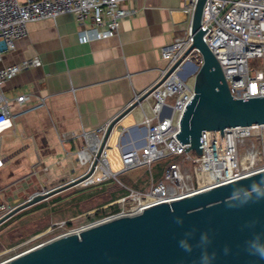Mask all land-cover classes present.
I'll use <instances>...</instances> for the list:
<instances>
[{"label": "built area", "instance_id": "obj_1", "mask_svg": "<svg viewBox=\"0 0 264 264\" xmlns=\"http://www.w3.org/2000/svg\"><path fill=\"white\" fill-rule=\"evenodd\" d=\"M131 1L0 0V137L13 127V118L19 113L13 109L14 102L21 103L27 98L26 94L8 98L3 90L4 84L20 71L40 65L38 57L9 64L2 62L4 54L14 49L16 42L26 35L27 23L55 19L69 13L80 26L77 36L81 43L105 39L118 34L122 20L133 12L129 7ZM196 1L188 0L183 8L187 12L183 35L161 47L160 56L165 65L156 79L132 100L149 90L147 96L138 102L142 116L139 124L130 129L129 146L117 142L121 169L113 172L109 167L108 138L102 139L107 122L83 134L86 141L91 134L101 137L104 145L99 155L94 152L87 168L75 178L80 177V184H90L115 177L121 171L151 168L163 157L177 156L193 164L194 173L186 171L181 161L171 159L161 177L153 179L151 176L146 187L126 186L128 192L118 198L119 211L109 218L165 200L169 203L168 199L264 170V123L234 126L222 132L204 130L200 135L201 153H194L193 157L185 150L187 144L176 137L181 114L193 96L194 73L201 63L199 50L191 47V20ZM200 28L202 40L218 61L231 96H264V0H204ZM249 60L253 63L250 64ZM140 131H143V137L139 136ZM3 163L0 152V168ZM193 177L203 178V184L195 186Z\"/></svg>", "mask_w": 264, "mask_h": 264}, {"label": "water", "instance_id": "obj_2", "mask_svg": "<svg viewBox=\"0 0 264 264\" xmlns=\"http://www.w3.org/2000/svg\"><path fill=\"white\" fill-rule=\"evenodd\" d=\"M203 2L196 1L191 20V47L199 50L201 63L176 133L185 150L196 154L204 130L264 123V96L232 97L202 40ZM148 92L108 122L103 141ZM78 178L30 196L2 214L0 222ZM168 200L58 236L2 264H264V170Z\"/></svg>", "mask_w": 264, "mask_h": 264}, {"label": "crops", "instance_id": "obj_3", "mask_svg": "<svg viewBox=\"0 0 264 264\" xmlns=\"http://www.w3.org/2000/svg\"><path fill=\"white\" fill-rule=\"evenodd\" d=\"M187 1L133 0L129 4L133 12L122 20L117 35L86 43L78 40L80 26L72 14L28 22L26 35L4 54L2 62L38 57L40 65L20 71L3 86L8 98L20 94L27 98L13 104L19 113L13 127L3 132L11 137L5 149H1V135L4 163L0 170L38 158L62 162V148L69 151L72 143L80 141L78 135L104 125L127 107L165 65L161 47L183 35L187 22L182 11ZM135 107L112 130H118L117 142L124 147L129 146L130 129L142 116V108ZM97 138L89 135L94 143ZM81 156L92 157L86 148Z\"/></svg>", "mask_w": 264, "mask_h": 264}, {"label": "rangeland", "instance_id": "obj_4", "mask_svg": "<svg viewBox=\"0 0 264 264\" xmlns=\"http://www.w3.org/2000/svg\"><path fill=\"white\" fill-rule=\"evenodd\" d=\"M249 63L253 61L249 60ZM188 68L191 69L189 65ZM129 117L124 123L129 121ZM118 135V130L112 131L107 141V159L113 172H118L122 167L117 146ZM77 138L80 141L72 143L69 151L62 148V162L59 159L46 163L38 158L31 164L15 166L10 163L9 167L0 170V216L34 194L62 187L87 168L88 162H80L78 152L88 146L90 139L86 141L84 135H78ZM10 140L9 135L2 133L1 149L7 148ZM90 153L93 156L94 151ZM189 155L193 157L194 152L190 151ZM174 158L182 162L186 171L194 173L193 164L180 156ZM174 158L163 157L151 168L121 171L115 177L99 182H77L15 211L0 222V261L36 244L114 215L120 209L118 198L128 192L126 186L136 189L146 187L150 177L159 178L164 167ZM192 180L196 186L202 185L204 179L193 177Z\"/></svg>", "mask_w": 264, "mask_h": 264}, {"label": "bare ground", "instance_id": "obj_5", "mask_svg": "<svg viewBox=\"0 0 264 264\" xmlns=\"http://www.w3.org/2000/svg\"><path fill=\"white\" fill-rule=\"evenodd\" d=\"M135 108H137V107H135ZM134 110H135V109H134ZM94 136H95V135H94ZM95 137H97V136H95ZM87 139H89V135H88V138H87ZM93 145H94V147H95V148H94V152H95V154L99 155V152H100L102 146L104 145V142L101 141V137H98L95 143H94L92 140H90V142H89L88 146L86 147V149H87L88 151L91 152V151H92L91 147H92ZM83 149H84V148H83ZM83 149H82V151H83ZM90 149H91V150H90ZM82 151H81V152H82ZM81 152L78 153V156H79V160H80V162H82V163H84V162H89L91 159H90V160H87L86 157L81 156ZM87 154H88V153H87ZM91 158H92V157H91ZM77 182L80 183L79 180H78ZM77 182H76V183H77ZM114 217H115V216H114ZM106 219H110V218L108 217V218H106ZM106 219H103V220H101V221H99V222H102V221H104V220H106ZM99 222H97V223H99ZM94 224H96V223H94ZM92 225H93V224H92ZM89 226H90V225H89ZM86 227H87V226H85V227H80V228H77V229L71 230V231H69V232H67V233H64V234H62V235H66V234H69V233L74 232V231H75V233H78L79 230L84 229V228H86ZM62 235H60V236H62ZM57 237H58V236H57ZM45 243H46V242H45ZM42 244H44V243L36 244V245H34V246H32V247L26 249L25 251H22V252H20V253L14 255V256L8 257L7 259L0 261V264L4 263V262L7 261V260L12 259L13 257H15V256H17V255H20V254L26 253V252H28V251H30V250H32V249H34V248H36V247L42 245Z\"/></svg>", "mask_w": 264, "mask_h": 264}, {"label": "trees", "instance_id": "obj_6", "mask_svg": "<svg viewBox=\"0 0 264 264\" xmlns=\"http://www.w3.org/2000/svg\"><path fill=\"white\" fill-rule=\"evenodd\" d=\"M156 179H158V178H156Z\"/></svg>", "mask_w": 264, "mask_h": 264}]
</instances>
